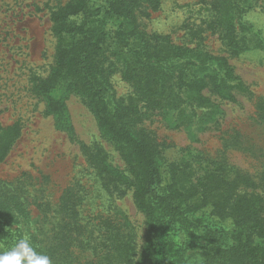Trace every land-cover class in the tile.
<instances>
[{
	"label": "trees",
	"instance_id": "1",
	"mask_svg": "<svg viewBox=\"0 0 264 264\" xmlns=\"http://www.w3.org/2000/svg\"><path fill=\"white\" fill-rule=\"evenodd\" d=\"M161 3L68 0L52 8L51 29L57 37L54 60L48 74L36 75L32 86L45 97L47 113L57 118L66 113L69 94L86 99L101 131L119 149L132 175L135 206L147 217L148 235L142 250L138 253L131 226L124 222L127 219L115 214H102L97 229L93 223L80 224L76 213V226L83 230L75 235L57 231L52 243L39 219L36 225L19 226L13 217L0 214V252L28 234L53 264H185L186 250L192 246L197 249L193 252L200 262L197 264H264V196L247 191L250 182L243 186L247 178L240 175L231 181L222 176V192L210 172L202 180L191 179L188 185L173 164H160L153 140L144 132H136L131 124L135 115L128 105L110 99L111 75L119 68L149 108H178L184 97L192 105L212 107L205 91L229 100L235 99L237 92H250L231 59L264 49L261 33L246 18L257 2L212 0L205 16L188 25L187 41L182 43L173 41L170 34L141 27L140 16L158 10ZM210 34L220 39L221 52L209 48ZM112 44L118 53L109 60L107 51ZM58 88L60 97L56 96ZM185 113L181 107L179 114ZM21 127L19 122L8 126L0 122V162ZM35 191L30 203L37 205L40 215L49 204L42 188ZM207 204L210 214L227 218L224 223L214 220L221 228L206 223L203 216H194Z\"/></svg>",
	"mask_w": 264,
	"mask_h": 264
},
{
	"label": "rangeland",
	"instance_id": "2",
	"mask_svg": "<svg viewBox=\"0 0 264 264\" xmlns=\"http://www.w3.org/2000/svg\"><path fill=\"white\" fill-rule=\"evenodd\" d=\"M66 1L0 0V122L22 126L0 162V214L13 217L19 226L36 225L39 219L51 243L57 231L75 235L83 230L76 226V213L80 224L93 223L97 229L102 214H115L127 219L124 222L131 226L139 253L148 235L147 217L135 206L132 175L121 152L101 131L84 97L69 94L66 113L57 118L47 113L45 97L32 90L34 77L47 75L54 60L57 37L51 29L50 12ZM211 1L162 0L158 10L140 16L141 27L170 34L177 43L186 42L188 25L205 16ZM255 1L257 5L246 18L264 41V1ZM207 43L211 50L222 51L217 35L210 34ZM117 53L118 47L112 44L107 51L109 60ZM231 63L250 92H237L229 100L205 91L212 107L192 105L184 97L178 108H149L120 68L111 75L110 99L128 105L135 115L130 122L136 132L153 140L160 164H173L188 185L191 179L202 180L210 172L222 192V176L231 181L240 175L247 178L243 186L250 182L247 191L264 196V49L250 50ZM61 94L58 88L56 96ZM181 107L186 109L183 115L179 114ZM40 188L49 205L39 215L30 198ZM210 212L207 204L194 216H203L206 223L221 228L220 222H214L220 218ZM196 250L194 246L186 250L185 264L200 263L193 254Z\"/></svg>",
	"mask_w": 264,
	"mask_h": 264
},
{
	"label": "clouds",
	"instance_id": "3",
	"mask_svg": "<svg viewBox=\"0 0 264 264\" xmlns=\"http://www.w3.org/2000/svg\"><path fill=\"white\" fill-rule=\"evenodd\" d=\"M0 264H53L51 258L38 251L30 235L19 237L13 246L0 252Z\"/></svg>",
	"mask_w": 264,
	"mask_h": 264
}]
</instances>
